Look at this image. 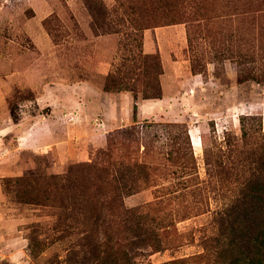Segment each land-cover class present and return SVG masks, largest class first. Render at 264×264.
I'll return each mask as SVG.
<instances>
[{
  "label": "rangeland",
  "instance_id": "374dc122",
  "mask_svg": "<svg viewBox=\"0 0 264 264\" xmlns=\"http://www.w3.org/2000/svg\"><path fill=\"white\" fill-rule=\"evenodd\" d=\"M102 1L109 11L118 6ZM224 6H209L220 17L208 20L197 6L194 21L144 31L143 53L160 54L162 89L187 99L140 120L134 102L147 100L139 91L148 77L128 29L111 25L117 13L103 24L87 0H0V264H217L227 236L264 253V189L252 196L244 187L250 171L264 167V6L255 18L244 14L250 8ZM247 73L254 77L243 82ZM112 75L135 92L108 91ZM97 92L134 98V120L108 132L104 148L80 160L71 142L60 170L52 168L57 154L21 152L20 136L26 147L53 109L85 98L87 106ZM194 124V172L183 175L178 154ZM34 174L35 187L8 182ZM126 184L135 187L128 196ZM240 195L233 232L222 207Z\"/></svg>",
  "mask_w": 264,
  "mask_h": 264
},
{
  "label": "trees",
  "instance_id": "16d2710c",
  "mask_svg": "<svg viewBox=\"0 0 264 264\" xmlns=\"http://www.w3.org/2000/svg\"><path fill=\"white\" fill-rule=\"evenodd\" d=\"M117 7L113 11H109L105 6L102 0H87V6L92 13L93 19L95 22H102L105 24V21L111 16L112 13H117V22H114L111 25L121 26L124 25L126 30L128 29L127 35L131 36L133 41L135 42L138 49H140V53H138V57L144 62V72L146 77H148V81L144 83V87L139 91L143 94L144 99H161L163 97V89L161 86V82L159 80V76L163 74V67L159 53L155 54H144L142 51V44L144 38V31L150 28H154L159 26V24L169 25V24H177L183 22H191L194 18L195 9L199 6V9H205L203 14H208L206 17L208 20L220 17L216 16L219 13V9L213 15L210 12L209 6L215 4L224 3L225 6L222 8L230 7L231 9L240 12L242 8L247 10L246 8H250L248 11H245L244 14H248L246 17L255 18V13L259 12V8L264 6V0H130V5L125 7L124 0H116ZM247 1V2H246ZM120 10H124L123 13H120ZM263 10V9H262ZM254 14H253V12ZM253 14V15H252ZM223 14H221L222 16ZM128 16V25H126L127 21H125V17ZM237 16V15H236ZM124 28L119 27L115 32H124ZM243 60L245 58L249 59L250 55L246 54L242 56ZM136 60V58H135ZM156 70V74L154 71ZM194 70V69H193ZM116 76L112 75V83L113 85H107L108 91L120 92L123 90H130L135 92V89L123 88L122 84L119 83L120 80L115 78ZM254 77L253 73H247L243 77V82L250 80ZM111 83V84H112ZM110 84V83H109ZM135 99L137 96L135 95ZM137 107L135 106V112ZM177 127V125L170 124L168 127ZM179 127V126H178ZM182 127V126H180ZM244 136L247 137L248 133L244 130ZM184 145L182 151L178 154V159H180V173L183 175L193 174L194 172V163H195V155L191 145V137L188 135L186 141L183 142ZM115 146L114 139L112 135L108 139V148L105 154L110 155L112 153V149ZM102 165V164H100ZM143 171L151 169L150 166L142 165ZM259 169L263 172L264 167L255 168L250 171L246 181L244 183V187L249 191V194L254 196L260 193L261 189H264V180L261 181ZM39 175H28L21 176L12 180H9V183H15L16 185L24 187H35L39 182ZM182 185V189H188L190 185ZM129 184H126L123 187L125 191L123 194L128 196L132 194L135 190V187L130 190ZM184 186V188H183ZM118 199L122 196L121 194H117ZM36 200V199H35ZM245 201V200H244ZM38 203V201H35ZM241 195L232 200L229 204L223 206V213L227 215L229 219V228L233 232H237L238 230V218H234V215L238 213V210L242 204ZM118 209L122 212H126L125 208L118 204ZM129 212V211H128ZM127 212V213H128ZM234 218V220H233ZM226 243L222 245L220 249V262L217 264H264V253L254 251L256 249V245L245 246L244 240H238L237 237L233 236L225 238ZM261 245H258L260 247ZM173 264H177L176 262Z\"/></svg>",
  "mask_w": 264,
  "mask_h": 264
},
{
  "label": "crops",
  "instance_id": "0c3cea01",
  "mask_svg": "<svg viewBox=\"0 0 264 264\" xmlns=\"http://www.w3.org/2000/svg\"><path fill=\"white\" fill-rule=\"evenodd\" d=\"M196 77L192 75L190 82L198 83ZM164 81L165 79H163V83ZM89 98H92V102ZM180 98L169 97L164 85L163 97L161 99L134 102L137 106V118L145 120L158 117L159 114L167 112V106L179 105L181 104V100L185 102L187 99L186 96ZM85 100L86 98L83 100V104H81L80 100H77L78 105L74 109H69L66 106L53 109L45 117V128L36 131L35 135L28 139L26 147L23 145V138L20 136L19 149L21 152L26 151L25 148L34 147L37 151L42 148L41 150L50 156V158L51 156L53 157V154H57L56 161H52V168L54 170L64 169L71 161L69 149L71 142L75 144L76 157H79L80 160L89 159L91 151L104 148L107 145L108 132L125 127L128 121L134 120V98L129 94L97 92L92 96L89 95L87 106L85 105ZM176 110L178 112L180 108ZM69 114L72 115V119L74 120L72 124L67 121L66 115ZM97 115L102 117V123L98 128L91 125L92 120ZM195 130L199 132L196 124L190 126L189 133L192 144V132Z\"/></svg>",
  "mask_w": 264,
  "mask_h": 264
},
{
  "label": "bare ground",
  "instance_id": "6f19581e",
  "mask_svg": "<svg viewBox=\"0 0 264 264\" xmlns=\"http://www.w3.org/2000/svg\"><path fill=\"white\" fill-rule=\"evenodd\" d=\"M195 142L197 145H199V138H198V135L195 134Z\"/></svg>",
  "mask_w": 264,
  "mask_h": 264
}]
</instances>
